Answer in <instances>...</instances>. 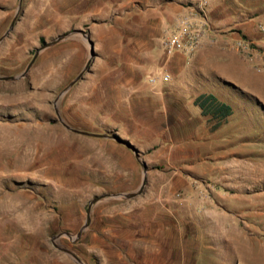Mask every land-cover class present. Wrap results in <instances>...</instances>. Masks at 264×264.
Instances as JSON below:
<instances>
[{
	"label": "rangeland",
	"instance_id": "rangeland-1",
	"mask_svg": "<svg viewBox=\"0 0 264 264\" xmlns=\"http://www.w3.org/2000/svg\"><path fill=\"white\" fill-rule=\"evenodd\" d=\"M62 1L0 0V37L15 19L0 40V264H264V85L225 86L234 113L186 157L163 145L175 129L174 109L160 107L168 83L148 81L167 71L162 38L187 13L207 22L189 58L206 37L225 36L221 49L264 72V0ZM77 29L93 41L89 64ZM66 32L24 76L2 78ZM59 117L118 134L147 164L142 191L95 202L74 239L56 235H76L94 196L137 191L143 171L131 149Z\"/></svg>",
	"mask_w": 264,
	"mask_h": 264
},
{
	"label": "crops",
	"instance_id": "crops-1",
	"mask_svg": "<svg viewBox=\"0 0 264 264\" xmlns=\"http://www.w3.org/2000/svg\"><path fill=\"white\" fill-rule=\"evenodd\" d=\"M47 2L48 0H39V6ZM64 2L63 0L61 3ZM73 3L100 6L111 4L108 0H73ZM31 4L35 5V3ZM36 9L43 10L30 8V10ZM229 39L225 36L216 37L214 40L206 37L203 42L204 47L202 46L191 58L182 53L166 56L164 67L171 75V80L166 86L169 99L162 101L160 107L174 109L172 114L175 129H171L168 142L163 144L168 148L169 153L180 149L187 157L189 150L199 153L208 140L214 139L212 133L234 113L233 106L225 95L229 92L227 86L232 87L233 90L241 88L254 94L260 84L264 85V72H256L254 59L242 54L236 48L221 49L220 45L230 42ZM201 94H211L217 102L228 104L231 113L220 123L218 117H213L211 113L203 114L200 106L195 103V98ZM208 121H213L214 128L208 125Z\"/></svg>",
	"mask_w": 264,
	"mask_h": 264
},
{
	"label": "water",
	"instance_id": "water-1",
	"mask_svg": "<svg viewBox=\"0 0 264 264\" xmlns=\"http://www.w3.org/2000/svg\"><path fill=\"white\" fill-rule=\"evenodd\" d=\"M14 21H15V19H13V20L11 21L10 26H9V29H8L7 31H5V33L0 37V40H1L3 37H5V36L9 33V31L13 28ZM73 32H79V33H81V34L86 38V40H87V42H88V44H89V46H90V55H89V59H88V61H87V64H89L91 58H92L93 55H94V44H93V41L91 40V38H90L88 32H87L86 30H84V29H77L76 31H73ZM73 32L62 33V34H60V35H58V36L52 38L51 40L42 43L39 47H37V48L35 49L34 54H33V57L31 58V60L29 61V63L26 65L25 69H24L21 73H19L18 75H9V76H5V77H2V78H3V79H11V80H13V79H16V78H19V77L24 76V75L28 72V70L30 69L31 65L33 64V62L35 61V59H36L38 53H39L41 50H43V49H45V48H47V47H49V46H51V45L57 43L58 41H60V40L63 39V38H66L67 36H71V35H73V34H72ZM76 80H77V78L74 79V80H72V81H71V82H70V83H69V84H68V85H67V86H66V87L60 92V94H59L58 96H60L61 94H63V93H64V92H65V91L71 86V84H73ZM59 119L64 123V125H65L67 128L71 129V130L74 131V132H77V133H80V134H87V135H91V136H98V137L110 138V139H113V140H115L116 142H118V143H120V144L126 146L127 148L131 149V150L133 151V153H134L135 158H136V159L139 161V163L141 164L142 171H143L142 183H141V185H140V187L138 188L137 191L130 192V193H105V194H102V195H96V196H94V197L89 201L88 206H87V208H86V219H85V222H84V224L82 225V227L80 228V230L76 233V235H75V236H70L67 232L59 233L58 235H56V237H58V236H61V235L64 234V235L69 236L71 239H74V238L79 237L80 234H81V231H82L86 226H88L89 221H90V216H91V207H92V205H93L95 202H97L98 200H100L101 198L106 197V196H112V197H120V196L132 197V196H135L136 194H139V193L142 191V189H143V185L145 184V182H146V178H147V177H146V173H147V164H146V162L141 158V154H140L139 149H138L136 146H134L130 141H128V140L122 138V137L119 136L118 134H116V133H92V132H87V131H84V130L75 129V128L69 126L68 124H66V123H65L60 117H59ZM62 249H63L64 251L68 252L70 255H72V256H73L74 258H76L77 260H79V259L73 254V252L70 251L69 249H66V248H62Z\"/></svg>",
	"mask_w": 264,
	"mask_h": 264
},
{
	"label": "built area",
	"instance_id": "built-area-1",
	"mask_svg": "<svg viewBox=\"0 0 264 264\" xmlns=\"http://www.w3.org/2000/svg\"><path fill=\"white\" fill-rule=\"evenodd\" d=\"M206 25L205 17H202V20H196L190 13L180 15L162 38L161 43L165 54L170 56L182 53L187 57L191 56L201 43ZM170 80L171 75L165 70L148 77L151 85L168 83Z\"/></svg>",
	"mask_w": 264,
	"mask_h": 264
},
{
	"label": "trees",
	"instance_id": "trees-1",
	"mask_svg": "<svg viewBox=\"0 0 264 264\" xmlns=\"http://www.w3.org/2000/svg\"><path fill=\"white\" fill-rule=\"evenodd\" d=\"M195 103L200 106L203 114L211 113L213 117H218L219 123L231 113L228 104L217 102L211 94H201L195 98Z\"/></svg>",
	"mask_w": 264,
	"mask_h": 264
}]
</instances>
